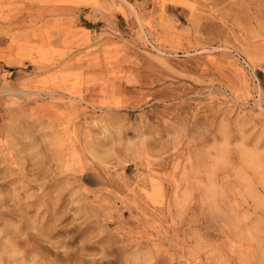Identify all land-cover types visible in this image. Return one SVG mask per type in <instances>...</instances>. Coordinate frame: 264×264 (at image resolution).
<instances>
[{
  "label": "rangeland",
  "instance_id": "374dc122",
  "mask_svg": "<svg viewBox=\"0 0 264 264\" xmlns=\"http://www.w3.org/2000/svg\"><path fill=\"white\" fill-rule=\"evenodd\" d=\"M0 264H264V0H0Z\"/></svg>",
  "mask_w": 264,
  "mask_h": 264
}]
</instances>
